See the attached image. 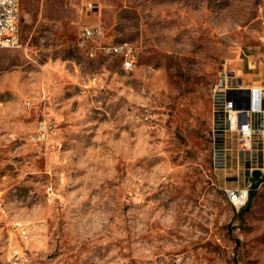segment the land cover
I'll list each match as a JSON object with an SVG mask.
<instances>
[{"label": "rangeland", "instance_id": "obj_1", "mask_svg": "<svg viewBox=\"0 0 264 264\" xmlns=\"http://www.w3.org/2000/svg\"><path fill=\"white\" fill-rule=\"evenodd\" d=\"M20 1L22 45L0 48V264L18 246L29 264H264V138L225 132L211 162L220 73L264 86V0ZM85 24L134 67L87 56ZM43 117L60 145L29 140ZM248 184L236 210L224 188Z\"/></svg>", "mask_w": 264, "mask_h": 264}, {"label": "built area", "instance_id": "obj_2", "mask_svg": "<svg viewBox=\"0 0 264 264\" xmlns=\"http://www.w3.org/2000/svg\"><path fill=\"white\" fill-rule=\"evenodd\" d=\"M85 7L91 10L95 5L87 2ZM20 23L21 1L0 0V48H18L22 45ZM99 33L100 29L95 24H85L80 28L81 45L87 56L94 58L100 54L116 57L124 69H132L136 61L133 46L127 42H99L97 40ZM261 44L264 46V35ZM211 101L215 132L211 162L214 169H220L226 166L228 160L225 132L234 133L237 142L243 146L250 145L256 136L264 138V86H245L233 71L224 69L214 84ZM57 128L54 120L43 117L34 126L29 140L41 145L55 135ZM249 186L250 184L224 188L227 201L236 210L246 205ZM13 228L22 241L27 240L29 228L25 223L17 221ZM30 260L26 249L18 246L10 250L7 264H29Z\"/></svg>", "mask_w": 264, "mask_h": 264}, {"label": "crops", "instance_id": "obj_3", "mask_svg": "<svg viewBox=\"0 0 264 264\" xmlns=\"http://www.w3.org/2000/svg\"><path fill=\"white\" fill-rule=\"evenodd\" d=\"M251 86H261V85H251ZM41 94H42V98H43V100L44 99H46V100H48V98H49V96H48V89L46 88H41ZM25 105L26 106H28V107H31L32 105H33V103L32 102H25ZM48 105H44V110H46V111H48ZM46 116H49L48 114H46ZM34 129V128H33ZM33 131V130H32ZM58 132V131H57ZM50 143H56L57 145H60L61 143L59 142V141H57V138H55V136H52V137H50L49 139H47V140H45L42 144H41V146L43 145V146H46V148L49 146V144ZM35 144V143H34ZM253 178H257V177H253ZM15 220H21V219H14V220H12V227H13V224H14V221ZM23 223H25L27 226H28V224H27V222L26 221H24V220H21ZM29 228V227H28ZM14 229V228H13ZM15 230V229H14ZM16 231V230H15ZM13 248V247H12ZM11 248V249H12ZM9 253H10V251H9Z\"/></svg>", "mask_w": 264, "mask_h": 264}, {"label": "water", "instance_id": "obj_4", "mask_svg": "<svg viewBox=\"0 0 264 264\" xmlns=\"http://www.w3.org/2000/svg\"><path fill=\"white\" fill-rule=\"evenodd\" d=\"M260 175L261 173L259 169H255L254 171H252V177H259Z\"/></svg>", "mask_w": 264, "mask_h": 264}, {"label": "trees", "instance_id": "obj_5", "mask_svg": "<svg viewBox=\"0 0 264 264\" xmlns=\"http://www.w3.org/2000/svg\"><path fill=\"white\" fill-rule=\"evenodd\" d=\"M252 179L255 180L256 178H253V177H252ZM250 197H251V194H250ZM248 204H249V198H248V201H247V203H246V205H245L244 207H246ZM244 207H243V208H244ZM243 208H242V209H243Z\"/></svg>", "mask_w": 264, "mask_h": 264}, {"label": "bare ground", "instance_id": "obj_6", "mask_svg": "<svg viewBox=\"0 0 264 264\" xmlns=\"http://www.w3.org/2000/svg\"><path fill=\"white\" fill-rule=\"evenodd\" d=\"M18 222L21 223L20 221H18ZM14 224H17V221Z\"/></svg>", "mask_w": 264, "mask_h": 264}]
</instances>
